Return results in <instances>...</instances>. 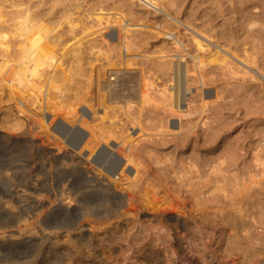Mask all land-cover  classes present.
<instances>
[{"label": "rangeland", "instance_id": "374dc122", "mask_svg": "<svg viewBox=\"0 0 264 264\" xmlns=\"http://www.w3.org/2000/svg\"><path fill=\"white\" fill-rule=\"evenodd\" d=\"M146 1L0 0V31L7 34L0 40L11 57L22 33L15 26L26 14L54 29L49 40L63 54L62 67L47 68L38 90L12 91L0 71V209L14 211L17 204L1 194L26 189L39 204L32 223L63 198L79 203L78 214L56 220L68 228L55 242L0 239V264H209L207 255L214 264H252L254 254L264 259V39L258 35L264 31V0ZM168 33H177L183 45ZM4 55L0 46V63ZM178 55L185 64L181 83L174 73ZM95 68L103 73L102 84H109L98 93L89 85ZM58 123L82 129L91 143L72 147L54 130L64 131ZM29 129L33 142L22 134ZM104 148L123 158L114 175L104 169L112 166L101 154ZM209 173L225 176L222 190L206 192ZM128 194L138 198L136 214L125 210ZM241 197V207L232 206ZM203 199L217 200L208 214L198 205ZM154 214L170 222L180 214L190 231H181L182 241L171 238ZM201 215L208 223L223 216L252 224L240 234L254 238L240 250L224 232L214 241L218 246L205 249L192 219ZM8 220L0 216V224ZM79 223L89 244L76 240Z\"/></svg>", "mask_w": 264, "mask_h": 264}, {"label": "bare ground", "instance_id": "6f19581e", "mask_svg": "<svg viewBox=\"0 0 264 264\" xmlns=\"http://www.w3.org/2000/svg\"><path fill=\"white\" fill-rule=\"evenodd\" d=\"M119 1V0H118ZM122 1V0H120ZM149 1V0H148ZM147 3L150 4V1ZM261 9V8H260ZM260 11V10H259ZM264 11V10H263ZM252 17V16H251ZM250 17V18H251ZM261 17V16H260ZM13 18V17H12ZM33 18V17H32ZM106 18V17H105ZM253 19H255L254 17H252ZM14 19V18H13ZM31 19V18H30ZM26 14L25 20L23 19V21L21 22H17L16 26H15V30L16 31H21L22 33H18L19 34V43L18 46L16 48V51L14 52L13 57H11L9 55V51L8 48L9 46L5 43H3L0 40V46L2 48H4L6 50V55H4V57L1 58V63H0V71L3 72L2 78L3 80L6 82V84H8V87L10 90H16L17 89H21V90H31L34 91L35 89H39L38 85L39 82L43 77V74L46 73L45 71H47V68H53V70L56 69H60L63 65L62 63V59H63V54H57L55 51V47L51 45V42L49 40L50 34L53 32V28H50L49 25H45L42 23H38L37 20L36 22L31 21ZM104 19V17H97V20L99 22V25L102 23V20ZM248 19V18H247ZM252 19V20H253ZM263 19H264V14H263ZM22 20V19H21ZM35 20V19H34ZM256 20V19H255ZM107 21V20H106ZM262 21V20H261ZM43 22V21H42ZM104 22V21H103ZM119 22V21H118ZM257 22V21H256ZM259 22V21H258ZM103 24V23H102ZM145 24V23H144ZM264 24V23H263ZM12 25V24H11ZM129 26V24H127ZM126 25V26H127ZM139 25V24H138ZM137 25V26H138ZM249 25V24H248ZM145 26V25H144ZM143 26V27H144ZM132 27V26H131ZM9 28V27H8ZM241 28V27H240ZM5 29V28H4ZM13 29V27H12ZM7 30V29H6ZM5 30V31H6ZM14 30V32H15ZM114 30V29H112ZM126 30V29H125ZM2 31V30H1ZM0 31V38L5 37L7 34L6 33H1ZM12 31V30H10ZM9 31V32H10ZM257 31V30H256ZM254 31V32H256ZM7 32V31H6ZM250 32V31H249ZM11 33V32H10ZM113 33V32H112ZM251 33V32H250ZM9 34V33H8ZM115 35V34H114ZM258 35L260 36V38L264 39V31L263 30H259L258 31ZM10 36V35H9ZM108 36V34H107ZM109 36L111 37V39L113 40V36L112 34L109 33ZM167 36L174 40V42H176V45L178 44L180 46V43L183 45V42L180 41V39L177 36V33H168ZM15 37V36H14ZM258 37V36H256ZM10 39V38H9ZM8 39V40H9ZM16 40V39H15ZM4 41V40H3ZM263 41V40H262ZM10 42V41H9ZM126 43V42H125ZM81 45V43H78V47ZM126 45V44H125ZM128 45V44H127ZM126 47V46H125ZM62 49H66V48H62ZM128 49V48H127ZM13 51V50H11ZM10 51V52H11ZM66 52V51H65ZM128 52V51H127ZM61 53V52H60ZM13 54V53H12ZM136 54V53H135ZM139 55V54H137ZM140 56V55H139ZM183 55H178V58L176 60V62H174V73L177 76L178 81L181 83L184 79V73H185V64L183 65ZM134 58V56H133ZM140 58V57H139ZM138 58V59H139ZM194 59H196L195 61L198 60V57L194 56ZM131 60V59H130ZM134 60V59H133ZM199 61V60H198ZM129 62V61H128ZM200 62V61H199ZM129 69V68H128ZM171 69V68H170ZM51 71V70H50ZM126 71V70H125ZM142 71V70H140ZM200 71V70H199ZM118 72V71H117ZM116 72V73H117ZM203 72V71H202ZM125 73V72H124ZM127 73V72H126ZM133 73V72H132ZM187 73V71H186ZM103 73L100 71L99 68H95L93 70V76L92 79L90 80V84L89 85H93L94 84V90H96V92L98 93L102 88L106 89V86H108L107 84L104 85L102 84L103 80L100 81L101 79V75ZM119 74V73H118ZM117 74V76H118ZM201 74V73H200ZM205 74V73H204ZM134 75V74H133ZM45 76V75H44ZM112 73L108 75V79L110 78V80H113L114 78L111 77ZM115 76V75H114ZM125 76V75H124ZM132 77V74H131ZM138 77V76H136ZM201 77V82H202V86L205 87V78L203 77V75H200ZM119 78V77H118ZM128 78V77H125ZM135 78V77H133ZM140 78V75H139ZM104 79V78H103ZM138 79V78H137ZM144 79V78H143ZM106 80V78H105ZM126 80V79H125ZM94 81V82H93ZM121 81V80H120ZM123 81V80H122ZM121 81V83H122ZM132 81V80H131ZM114 82V81H113ZM126 82V81H125ZM130 82V80H129ZM135 82V81H134ZM198 82V81H197ZM200 82V81H199ZM108 83V80H107ZM141 83V81H140ZM127 85V83H125ZM144 84V83H143ZM120 85V84H119ZM122 85V84H121ZM120 85V86H121ZM125 85V86H126ZM136 85V84H135ZM138 85V84H137ZM124 86V85H122ZM128 86V85H127ZM144 86V85H143ZM176 86V85H175ZM203 87H200L198 89V91H202L203 92ZM120 88V87H119ZM126 88V87H124ZM123 88V89H124ZM130 88V86H129ZM141 88V86H140ZM139 88V89H140ZM177 88V86H176ZM41 89V88H40ZM111 89V88H110ZM132 89V88H131ZM179 89V88H178ZM115 90V89H113ZM126 90V89H124ZM190 90V89H188ZM42 91V90H41ZM92 91V90H91ZM108 91V90H107ZM111 91V90H110ZM139 91V90H136ZM165 91V90H164ZM205 91V90H204ZM23 92V91H22ZM109 92V91H108ZM113 92V91H112ZM124 92V91H123ZM141 92H142V88H141ZM144 92V91H143ZM12 93V92H11ZM167 93V92H165ZM205 93L207 94V92L205 91ZM45 94V93H44ZM113 94V93H112ZM202 94V93H201ZM199 94V95H201ZM99 95V94H98ZM116 95V93L114 94ZM141 97L143 96L142 94H140ZM139 95V96H140ZM178 95V94H177ZM48 90L46 91V99L48 98ZM119 96V95H118ZM209 95L207 94L206 97H208ZM116 98V96H114ZM178 97V96H177ZM99 98V97H98ZM139 98V97H138ZM127 99V98H126ZM133 99V98H132ZM140 99V98H139ZM142 99V98H141ZM140 99V101H141ZM129 100V99H128ZM138 99H136L137 101ZM144 100V99H143ZM21 103L25 104L24 99L19 100ZM126 102V100H125ZM128 102H131L128 101ZM134 102V101H133ZM177 103H178V99H177ZM145 104V103H144ZM206 104V103H205ZM89 106V105H88ZM144 106V105H143ZM177 107V106H176ZM178 108V107H177ZM83 114L86 115L87 112H85L84 110H82ZM78 113V112H77ZM79 115V114H78ZM81 116V115H80ZM82 117V116H81ZM41 118V117H40ZM84 118V117H83ZM44 120V119H43ZM33 121V120H32ZM37 126H44L45 124L42 123V121H38L36 122ZM76 123V122H75ZM86 123V121L84 122V124ZM58 126H62V130H64L63 132L58 131L57 128H54V130L56 131V133L58 132L63 138H65V141L70 144L72 147H80L83 148L84 146H87L89 143L91 142H85L84 141V132L82 131V129H73L72 125H70L71 127H67V125L63 126L61 125V123H58ZM35 127V126H34ZM38 127V128H39ZM28 128V127H27ZM33 130V129H32ZM25 131V130H24ZM74 133L75 137H73L74 139H71L70 136L71 134ZM25 137H28L27 139L30 141H34V137L33 133L31 131V129L25 131L22 133ZM1 135V134H0ZM2 136V135H1ZM21 136V135H20ZM23 136V137H24ZM4 137V136H3ZM9 137V136H8ZM14 137V136H13ZM57 137V136H56ZM14 139V138H13ZM17 139V138H16ZM19 139V138H18ZM17 139V140H18ZM36 141V140H35ZM97 143V142H95ZM93 145H96V144ZM99 143V142H98ZM34 144V143H33ZM37 144V143H36ZM91 145V144H90ZM108 146V145H107ZM87 148V147H86ZM94 148H96V146H92L90 147L89 153L90 156L94 153ZM115 151V150H114ZM113 151V149H102L101 154H104L106 157L110 158V161L112 162V166L111 167H104V169L108 172L109 175H114V173L118 170V166L122 163V157L115 153ZM123 151V150H122ZM80 152V151H79ZM67 154V153H66ZM73 154V153H72ZM100 154V155H101ZM121 154V152H120ZM129 155V154H128ZM127 155V156H128ZM78 156V155H77ZM130 156V155H129ZM128 158V157H127ZM54 160V159H53ZM97 160V159H96ZM95 160V161H96ZM106 160V159H105ZM89 161V160H88ZM130 161V160H129ZM104 162V160H103ZM97 163V162H96ZM102 163V161H101ZM105 163V162H104ZM99 165H101L98 162ZM89 166V165H87ZM93 169V168H92ZM98 170V169H97ZM125 170V168H122L120 170V174ZM87 172V171H86ZM87 174V173H85ZM210 174V173H209ZM96 176V175H95ZM108 178V177H107ZM118 179V178H117ZM111 180V179H110ZM225 180V176H214L212 177L211 174L208 175V177L206 178V180L203 182V188L208 187V190L206 192H210V189H221L222 187L219 185L221 184L220 182H223ZM101 182V181H100ZM115 182V181H114ZM106 183V182H105ZM104 183V184H105ZM108 187V186H107ZM27 190V189H26ZM26 190H17V191H10V192H5L3 194H1L3 198H6L8 200H13L15 201L17 204L16 206L12 207L14 208V211H9L6 210V206L5 209H0V216L9 219L8 221H5L4 223L0 224V239H4L5 237H7V239L5 238L4 240L6 241H12V242H18V243H24L27 241H33V240H39L42 241L46 238L49 239H53L55 237H57L58 235L64 233L65 229L68 228L66 224L64 225H57V221L59 220V222H63V220L66 218L65 216L68 214H78V205L79 203H75L72 200H66V199H62L58 202L57 207H49L47 213L42 216V217H38L33 223L30 222V219L32 218V216H34V214L36 213V211L39 208V204H36L35 197L33 196V194L31 192H27ZM105 190V189H104ZM103 190V191H104ZM222 190V189H221ZM106 192V191H105ZM110 192V191H109ZM205 192V191H204ZM108 193V192H107ZM201 195L205 194L202 193V191L200 192ZM64 195V194H63ZM206 195V194H205ZM79 196V195H78ZM70 197V196H69ZM68 197V199H69ZM137 196H135V194H128L127 195V201H128V206L125 209L127 212H129L130 214H136L140 207L137 203ZM207 197V196H206ZM67 198V197H66ZM74 198V197H73ZM208 198V197H207ZM75 199V198H74ZM204 202L200 204V202L198 201V205H200L201 209L203 210V214H206L208 211V207H210L213 204V202H215L217 204V200L216 199H203ZM243 198L241 197L238 200H235L234 202H232V206L237 207H241V205L243 204ZM12 202V201H11ZM178 202V201H177ZM183 202V201H182ZM184 203V202H183ZM10 204V203H9ZM173 204V203H171ZM178 204V203H177ZM176 204V205H177ZM56 205V204H55ZM118 205V204H117ZM121 205V204H120ZM210 205V206H209ZM9 206V205H8ZM82 206V205H81ZM116 208V207H115ZM206 209V210H205ZM47 210V209H46ZM124 210V211H125ZM80 211V210H79ZM200 211V210H199ZM82 212V211H81ZM80 212V213H81ZM128 213V214H129ZM129 214V215H130ZM208 214V213H207ZM136 216V215H135ZM134 216V217H135ZM153 216L158 217L159 220V227L162 230L161 232L167 233L171 238L176 237L179 240H184L183 238H185V233L182 234L181 231H187L189 230V226L187 225L186 221H182V217L179 215H175L176 217L174 218V222H170L169 220L163 218V216H167V215H158V214H154ZM206 216V215H205ZM69 217V216H68ZM201 219L199 218V220L194 216L192 217V219L194 220V223L197 224V231L198 235H199V240L202 243V247H204L205 249L209 246H211L212 244H214V241L216 239H218V243L219 241H221V237H223V235H221V233H227L224 235H227V237L229 236V238H236L235 241L238 244V249L240 250H246V242L249 240H252L254 238V236H244L241 235L240 232L246 231L247 228H249L250 226L243 222V221H229L228 219H225L223 216L219 219V221H217L216 223H208L207 222V217H203V215H201ZM51 218H56L51 219ZM219 218V217H218ZM74 219V218H73ZM126 219V218H125ZM50 220H52L53 222H50ZM76 220V219H74ZM79 221V220H78ZM129 221V219H128ZM68 222V221H66ZM77 223V222H75ZM88 224V223H87ZM96 224V223H95ZM112 225V224H109ZM131 225V224H130ZM261 225V224H260ZM72 226V225H71ZM106 226V225H105ZM108 226V224H107ZM253 226V225H252ZM259 226V225H257ZM91 227L93 228V226L91 225ZM97 227V226H96ZM95 227V228H96ZM100 227V226H99ZM114 227V226H113ZM255 227V226H254ZM262 228V232L264 231V226H261ZM86 228V227H85ZM98 228V227H97ZM101 228V227H100ZM108 228V227H107ZM110 228V226H109ZM117 228V227H116ZM121 228V227H120ZM154 228V227H153ZM64 229V230H63ZM112 229V228H110ZM115 229V227H114ZM157 229V228H156ZM63 230V231H62ZM117 230V229H116ZM142 230V229H141ZM158 230V229H157ZM93 231V230H92ZM97 231V230H96ZM190 231V230H189ZM122 232V231H121ZM261 232V233H262ZM85 230L83 228V224L79 223L78 224V232L76 235V240H79L81 242H83L84 244H89L91 239H89V236H87V234H85ZM94 233V232H93ZM111 233V232H110ZM120 233V232H119ZM144 233V232H141ZM187 233V232H186ZM104 235V234H103ZM120 235H124V233L120 234ZM119 235V236H120ZM127 235V234H126ZM160 235V234H159ZM166 235V234H165ZM92 236V234H91ZM164 236V235H163ZM93 237V236H92ZM98 237V236H97ZM144 237V236H143ZM155 237V236H154ZM157 237V236H156ZM168 237V236H167ZM198 237V236H197ZM58 238V237H57ZM99 238V237H98ZM104 238V237H103ZM107 238V235H106ZM121 237H119L120 239ZM136 238H138L136 236ZM94 239V238H93ZM100 239V238H99ZM102 239V238H101ZM114 239V238H113ZM122 239V238H121ZM141 239V238H140ZM139 239V241H140ZM105 239H103L104 241ZM125 240V239H124ZM54 241V239H53ZM52 241V243H54ZM99 241V240H97ZM108 241V239H107ZM123 241V240H122ZM138 241V240H137ZM153 241V240H151ZM198 241V240H197ZM4 242V241H3ZM217 242V241H216ZM135 243V242H134ZM133 243V244H134ZM217 243V244H218ZM106 244V243H105ZM138 244V243H137ZM216 244V243H215ZM214 244V245H215ZM216 244V245H217ZM55 245V244H54ZM197 245V244H195ZM248 245V244H247ZM52 246V245H51ZM86 246V245H85ZM84 246V247H85ZM140 246V245H139ZM218 246V245H217ZM249 246V245H248ZM213 247V246H212ZM54 248V247H53ZM89 248V247H88ZM216 248V247H215ZM252 249H255L256 246H251ZM68 249V246H67ZM67 249H64L63 256L67 255ZM200 249V248H199ZM201 250V249H200ZM215 250V249H214ZM170 251V250H169ZM199 251V250H198ZM58 252V251H57ZM204 252V251H203ZM199 253V252H197ZM201 253V252H200ZM199 253V254H200ZM207 254V253H206ZM56 255V254H55ZM60 256V255H59ZM206 257V256H205ZM211 256L207 255V262H209V264H214V262H212L211 260L208 261V258ZM205 259V258H204ZM252 264H264V259L261 257L256 256L255 254L253 255L252 259H251ZM16 261L11 262V264H15ZM55 263V262H54ZM224 264V262H222ZM221 262L216 261V264H222ZM48 264V263H47ZM53 264V263H52ZM227 264V263H225Z\"/></svg>", "mask_w": 264, "mask_h": 264}]
</instances>
